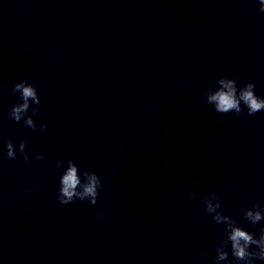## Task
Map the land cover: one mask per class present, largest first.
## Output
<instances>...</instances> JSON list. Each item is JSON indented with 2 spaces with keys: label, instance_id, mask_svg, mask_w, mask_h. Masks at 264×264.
Segmentation results:
<instances>
[{
  "label": "clouds",
  "instance_id": "clouds-1",
  "mask_svg": "<svg viewBox=\"0 0 264 264\" xmlns=\"http://www.w3.org/2000/svg\"><path fill=\"white\" fill-rule=\"evenodd\" d=\"M259 3L258 11L264 13V0H257ZM238 77L221 76L215 81V86L207 88L203 96L206 103L212 106L213 110L218 114L235 113L240 116L247 109L249 116L255 115L257 112L264 110V97L257 96L255 93V84L247 82L242 86H238ZM12 92L18 93L15 104L8 111V116L14 122L23 121L24 125L33 132L43 134L47 125L41 123L37 127L33 116L39 114L40 97L35 86L27 80H21L12 88ZM243 105V107H242ZM31 109V115H29ZM26 141H19V154L27 163L30 160L29 154L25 151ZM6 159L16 160L17 149L11 139L6 141ZM44 153H38L35 156L36 161L43 160ZM63 161L56 162V168L59 170L63 167ZM103 184L98 174L88 169H80L74 160L67 161V167L64 168L59 179L57 189V200L61 205H67L79 201H88L91 205L97 203L99 192L102 190ZM33 191H39V186L35 188H26L25 192L31 195ZM190 200L196 199V193L189 194ZM203 211L211 215L212 220L217 225H223V238L214 245L215 264L227 261V264H254L255 259L264 261V226L259 229V236L255 233L245 230L237 224V221L224 213L221 196L217 192L202 199ZM243 217L252 225H256L264 220V206L253 203L250 207L241 209ZM104 218V213H100ZM230 245L231 256L234 260H229V251L226 249ZM255 246V249H253ZM207 254L205 253V256Z\"/></svg>",
  "mask_w": 264,
  "mask_h": 264
}]
</instances>
